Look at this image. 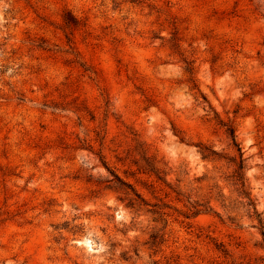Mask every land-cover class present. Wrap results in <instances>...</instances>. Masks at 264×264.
Wrapping results in <instances>:
<instances>
[{"label": "rangeland", "instance_id": "obj_1", "mask_svg": "<svg viewBox=\"0 0 264 264\" xmlns=\"http://www.w3.org/2000/svg\"><path fill=\"white\" fill-rule=\"evenodd\" d=\"M260 221L264 0H0V264H264Z\"/></svg>", "mask_w": 264, "mask_h": 264}, {"label": "trees", "instance_id": "obj_2", "mask_svg": "<svg viewBox=\"0 0 264 264\" xmlns=\"http://www.w3.org/2000/svg\"><path fill=\"white\" fill-rule=\"evenodd\" d=\"M227 125V133L230 136L232 140V144L236 148V151L238 152V161L237 157L231 159V161L235 165V170L233 173L230 175V180H232V184L236 186V189L242 195L243 197L248 199V205L251 206L254 209V212L257 213L258 209L256 206L255 200L252 198V194L250 192V188L248 185V178L246 176V158L244 157V151L243 148L241 147L240 143L238 142L237 135H236V129L232 124H226ZM200 151L203 155V158L205 159H211V160H220L221 155L212 149L209 146L206 145H200ZM262 224L263 232L262 234L264 235V225L263 221H260Z\"/></svg>", "mask_w": 264, "mask_h": 264}]
</instances>
